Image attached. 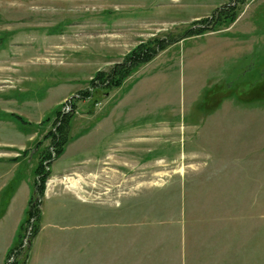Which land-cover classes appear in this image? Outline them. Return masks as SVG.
Segmentation results:
<instances>
[{
	"label": "rangeland",
	"instance_id": "obj_1",
	"mask_svg": "<svg viewBox=\"0 0 264 264\" xmlns=\"http://www.w3.org/2000/svg\"><path fill=\"white\" fill-rule=\"evenodd\" d=\"M0 143L31 188L3 264L50 222L93 264H264V0H0Z\"/></svg>",
	"mask_w": 264,
	"mask_h": 264
},
{
	"label": "crops",
	"instance_id": "obj_2",
	"mask_svg": "<svg viewBox=\"0 0 264 264\" xmlns=\"http://www.w3.org/2000/svg\"><path fill=\"white\" fill-rule=\"evenodd\" d=\"M219 38L222 37L219 36ZM18 134L22 136V132ZM4 144L11 145V143ZM1 145L2 143H0ZM26 145H28V141L22 142L16 150H23ZM26 157L27 155L24 154V156L15 157L11 160L3 159L0 156V163H9L8 166H0V264H3L6 252L16 239L17 230L31 195L28 176H26L28 172ZM23 167L24 174L21 173ZM14 177L17 182L16 186H14L16 182L13 183ZM64 225L66 226V223ZM61 227L51 222L43 224L42 231L37 235L32 245L33 253H35L32 263L93 264L91 230H87L85 237L89 234L88 239L86 237L83 242L81 237L76 238V234L69 230L70 227ZM54 228L57 230L54 231Z\"/></svg>",
	"mask_w": 264,
	"mask_h": 264
},
{
	"label": "trees",
	"instance_id": "obj_3",
	"mask_svg": "<svg viewBox=\"0 0 264 264\" xmlns=\"http://www.w3.org/2000/svg\"><path fill=\"white\" fill-rule=\"evenodd\" d=\"M229 18V22H233L235 20V18L237 17V14H229L227 16ZM198 31H202V30H198ZM171 43V42H170ZM163 47V45L159 44L158 47L153 50L151 46H148V52H144L142 54H140L139 51L138 53L136 52H130V54H128L127 56L123 57V61L119 64H117L111 73H113V75H115L117 78L114 79V77H112L113 82L112 83H119L121 78H119V75L122 73V77L127 76L131 70H129L128 68L137 64V63H143L148 61L149 59L153 58V56H155L157 54V52ZM97 78H101L102 77V72L97 71L94 74ZM111 77V76H110Z\"/></svg>",
	"mask_w": 264,
	"mask_h": 264
},
{
	"label": "bare ground",
	"instance_id": "obj_4",
	"mask_svg": "<svg viewBox=\"0 0 264 264\" xmlns=\"http://www.w3.org/2000/svg\"><path fill=\"white\" fill-rule=\"evenodd\" d=\"M66 183L68 185V188H70V190L71 189L75 190L77 188L76 182L69 181V182H66Z\"/></svg>",
	"mask_w": 264,
	"mask_h": 264
}]
</instances>
